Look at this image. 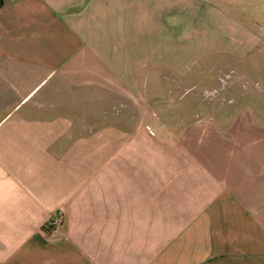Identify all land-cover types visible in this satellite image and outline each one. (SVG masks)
Listing matches in <instances>:
<instances>
[{
    "label": "crops",
    "instance_id": "1",
    "mask_svg": "<svg viewBox=\"0 0 264 264\" xmlns=\"http://www.w3.org/2000/svg\"><path fill=\"white\" fill-rule=\"evenodd\" d=\"M225 1L0 0V264H264V91L213 88L246 47Z\"/></svg>",
    "mask_w": 264,
    "mask_h": 264
},
{
    "label": "rangeland",
    "instance_id": "2",
    "mask_svg": "<svg viewBox=\"0 0 264 264\" xmlns=\"http://www.w3.org/2000/svg\"><path fill=\"white\" fill-rule=\"evenodd\" d=\"M217 6L219 4L216 3ZM224 6L225 15L222 19L223 25L228 26L230 33H234L239 40L245 44V52L238 53L231 58L235 53H229L227 61L242 64L240 68H231L230 66L223 67L215 72V77L218 78V84H213V88L223 87L226 82L232 79H238L240 83L244 82V90L246 92H263L264 91V0H226L221 4ZM237 29L238 35H237ZM247 32H252L256 38V42L252 45L251 36ZM228 44L236 43L231 36ZM240 44V43H239ZM249 45H251L249 47ZM222 57H224L222 55ZM245 80V81H244ZM204 85H189L180 91V103L190 101L193 96H199L196 104L203 106L205 100L212 101L211 97L216 94L223 93L219 90H203ZM223 102H228L224 100ZM251 102V101H250ZM221 100H214L213 106H219ZM249 103V102H248Z\"/></svg>",
    "mask_w": 264,
    "mask_h": 264
},
{
    "label": "built area",
    "instance_id": "3",
    "mask_svg": "<svg viewBox=\"0 0 264 264\" xmlns=\"http://www.w3.org/2000/svg\"><path fill=\"white\" fill-rule=\"evenodd\" d=\"M152 133V131L150 130ZM64 211L59 208L54 210L46 222V228L49 233H55L62 226L64 222Z\"/></svg>",
    "mask_w": 264,
    "mask_h": 264
}]
</instances>
